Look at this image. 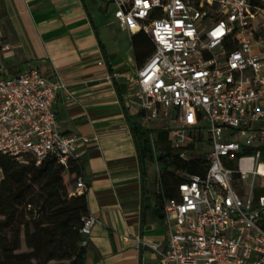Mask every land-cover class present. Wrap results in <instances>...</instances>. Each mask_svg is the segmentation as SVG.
<instances>
[{"label": "built area", "instance_id": "built-area-1", "mask_svg": "<svg viewBox=\"0 0 264 264\" xmlns=\"http://www.w3.org/2000/svg\"><path fill=\"white\" fill-rule=\"evenodd\" d=\"M111 1L115 20L154 47L134 80L142 127L151 132L163 120L178 149L208 134L206 172L187 174L164 198L167 241L149 247L160 264H264V194L255 195L256 178L264 182V52L254 50L264 7L250 0ZM10 49L0 43V152L68 167L81 138L62 133L56 116L67 84L36 68L4 76L1 53ZM245 148L256 151L239 155ZM86 190L81 177L75 192ZM83 222L90 235L97 220Z\"/></svg>", "mask_w": 264, "mask_h": 264}, {"label": "crops", "instance_id": "crops-1", "mask_svg": "<svg viewBox=\"0 0 264 264\" xmlns=\"http://www.w3.org/2000/svg\"><path fill=\"white\" fill-rule=\"evenodd\" d=\"M111 5L115 8L111 0H0V43L11 47L1 53L2 74L36 68L67 84L55 111L61 132L81 138L76 156L87 190L80 193L86 192L97 220L84 239L87 263L160 264L149 247L167 241L165 217L156 213L153 196L161 189L159 166L141 162L130 125V118L139 123L143 118L134 80L140 67L136 51L147 46L148 37L125 30L111 17ZM254 50L264 52V29L257 31ZM164 126L161 120L146 130L150 141L154 137L155 155Z\"/></svg>", "mask_w": 264, "mask_h": 264}, {"label": "trees", "instance_id": "trees-1", "mask_svg": "<svg viewBox=\"0 0 264 264\" xmlns=\"http://www.w3.org/2000/svg\"><path fill=\"white\" fill-rule=\"evenodd\" d=\"M250 1L264 7V0ZM136 52L142 66L154 52L149 37L147 46ZM130 125L141 162L156 161L159 166L161 189L153 196L155 211L164 218V198L173 196L187 174L202 175L208 168L205 135L178 149L169 140V130H160L155 139L159 154L155 155L148 131L131 118ZM261 149L264 162V146ZM183 151L190 157L182 158ZM255 151L245 148L239 155ZM81 177L78 158L68 167L55 158L37 165L31 156L20 160L0 152V264H88L86 235L82 233L83 218L90 215L87 194L72 189ZM259 184L257 197L264 194V182Z\"/></svg>", "mask_w": 264, "mask_h": 264}, {"label": "rangeland", "instance_id": "rangeland-1", "mask_svg": "<svg viewBox=\"0 0 264 264\" xmlns=\"http://www.w3.org/2000/svg\"><path fill=\"white\" fill-rule=\"evenodd\" d=\"M114 10H115L114 6L111 5V6H110V15H111L112 18H114ZM207 139H208V134L206 133V134H205V140H207ZM205 148H206V149H209V141L206 142V146H205ZM159 171H160V169H159ZM260 180H261V178H259V177L256 178V184H257V185H259ZM158 182H159V180H158ZM159 183H160V182H159ZM52 264H68V263H67V262H64V263H59V262H58V263H52Z\"/></svg>", "mask_w": 264, "mask_h": 264}, {"label": "bare ground", "instance_id": "bare-ground-1", "mask_svg": "<svg viewBox=\"0 0 264 264\" xmlns=\"http://www.w3.org/2000/svg\"><path fill=\"white\" fill-rule=\"evenodd\" d=\"M262 172H264V170L262 169Z\"/></svg>", "mask_w": 264, "mask_h": 264}]
</instances>
